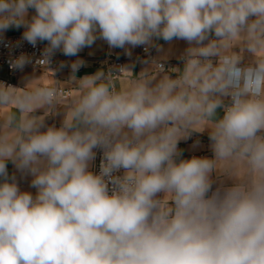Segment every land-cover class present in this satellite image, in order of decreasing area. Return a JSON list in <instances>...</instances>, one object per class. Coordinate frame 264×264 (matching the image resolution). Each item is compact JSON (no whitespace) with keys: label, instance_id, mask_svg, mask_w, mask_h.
<instances>
[{"label":"clouds","instance_id":"obj_1","mask_svg":"<svg viewBox=\"0 0 264 264\" xmlns=\"http://www.w3.org/2000/svg\"><path fill=\"white\" fill-rule=\"evenodd\" d=\"M11 27L47 42L45 68L98 38L129 55L156 39L188 47L179 75L149 78L168 72L153 61L122 91L111 72L77 79L72 62L82 94L60 127L45 126L55 85L0 84V107L20 114L0 123V264H264V0H0V34ZM209 120L213 156L178 160Z\"/></svg>","mask_w":264,"mask_h":264},{"label":"crops","instance_id":"obj_2","mask_svg":"<svg viewBox=\"0 0 264 264\" xmlns=\"http://www.w3.org/2000/svg\"><path fill=\"white\" fill-rule=\"evenodd\" d=\"M34 14V9H29V16ZM24 28H15L11 27L7 31L4 32L6 36H14V35H23ZM44 45L47 42H40ZM159 45V48L156 47ZM154 51L156 58L165 63H175L180 55H183L185 49L188 47L186 41L183 40H173L171 42H166L162 39L154 40V44L151 46ZM130 51V55L123 48H110L106 41L98 38L93 45L90 47L83 48L77 56H65V62L69 66L68 71H58L52 77V74L47 70H33L26 69L24 71L18 72L14 75H10L8 71L4 68H0V84L5 86H11L14 88H23L30 81L35 79L29 87H34L37 85H55L62 89H68L71 92V95L66 100H59L57 105V112L55 114L45 113V126L55 125L56 127H60L63 120V110H68L72 106L74 100L82 94L81 83L79 78H82L87 75L95 74L97 71H104L107 73V62L105 61L108 58L112 57H120L125 60V68L130 71L125 70V75L111 79L115 88L118 91H122L127 89L131 82L138 77L135 74H139L142 70L149 68L152 63H137L134 61V56L137 52V47L127 46ZM80 59L84 61L83 65L74 73L77 79L71 77L73 76V72L71 69L72 62ZM174 68H183V65L178 64L175 65ZM149 78L153 80L162 79L165 75H171L173 78L178 73H174V70H168V72H162L155 69V67H151L148 69ZM59 82H57V81ZM4 81V83H3ZM6 114H15L19 117V113L16 111L15 105H9L7 107H0V123L3 122ZM49 114V115H48ZM34 115L42 116L44 115V109H38ZM213 123L211 120L202 122L201 125L197 126V130L204 131L205 129H211ZM42 131L45 128L41 129ZM211 141L208 136V132H192L187 139H182L178 144V150L180 151V156L177 159H189L193 156L196 157H209L213 156V152L210 147ZM95 151V149H94ZM7 169L9 173V178L13 175L16 178V182L21 191H28L35 195L36 189L31 187L32 176L28 173H21L18 171L13 162L8 161ZM89 169L93 171V161L90 162ZM3 178H0L2 180ZM215 187V185H214Z\"/></svg>","mask_w":264,"mask_h":264},{"label":"built area","instance_id":"obj_3","mask_svg":"<svg viewBox=\"0 0 264 264\" xmlns=\"http://www.w3.org/2000/svg\"><path fill=\"white\" fill-rule=\"evenodd\" d=\"M46 45L40 43L39 41L35 46L28 43L23 39V35L6 36L4 33L0 34V68L4 67L10 75H14L18 72L24 71L26 69L33 70H48L54 71V74L58 71H68L69 66L65 62V55L59 50H57L50 58V64L45 68L36 63L42 58L43 50ZM26 55L29 57V62L25 64L22 69H14L11 67L10 61L19 57L20 55ZM183 55H180L175 63H165L158 60L155 55V51L151 46H137V52L134 56V61L137 63H152L156 61L162 64L166 71L175 67V65H183ZM107 62V73L111 72V79H115L125 75V60L120 57H112L105 60ZM156 69V68H155ZM161 71L159 69H156ZM173 71V70H171ZM4 83V81H3ZM59 91L58 100H66L70 97L71 92L68 89H62L56 86ZM95 159L93 160V172L99 173L100 165L103 159L102 150L95 149Z\"/></svg>","mask_w":264,"mask_h":264}]
</instances>
